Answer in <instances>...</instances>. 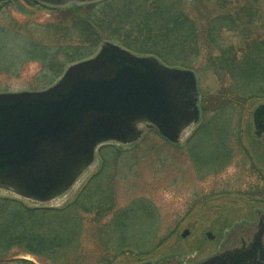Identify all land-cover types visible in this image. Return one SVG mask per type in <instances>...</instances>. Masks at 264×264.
<instances>
[{"label": "trees", "instance_id": "trees-1", "mask_svg": "<svg viewBox=\"0 0 264 264\" xmlns=\"http://www.w3.org/2000/svg\"><path fill=\"white\" fill-rule=\"evenodd\" d=\"M13 11L23 17L51 14L45 22L28 23L34 29L27 35L15 31L20 40L24 37L18 50L11 44L9 52L0 50V60L9 58L1 69L18 70L15 61L23 55L41 62L32 89L49 86L67 64L89 57L106 41L154 55L170 66L193 69L201 120L183 148L201 174L217 173L230 163L238 145L232 142L239 140V118L234 122L233 117L241 115L248 100L264 99V17L258 0H99L66 8L36 0H0V13L13 17ZM9 32L0 27V39L11 37ZM208 73L216 81L214 87L204 84ZM120 147L100 146V167L63 206L28 205L0 196V262L34 264L30 256H35L48 264H94L71 257L81 248L80 211L91 214L93 224L111 214L98 229L101 251L95 264H111L130 246L139 253L152 250L153 228L144 239L148 244H140L132 231L124 230L134 219L131 210L113 212L112 170L123 157ZM147 208L144 215L155 220L152 206Z\"/></svg>", "mask_w": 264, "mask_h": 264}, {"label": "water", "instance_id": "water-1", "mask_svg": "<svg viewBox=\"0 0 264 264\" xmlns=\"http://www.w3.org/2000/svg\"><path fill=\"white\" fill-rule=\"evenodd\" d=\"M36 1L62 8L99 0ZM200 114L194 70L103 42L46 88L0 92V190L47 205L96 162L102 144L131 145L149 128L179 144ZM250 114L253 135L264 144V102ZM238 245L227 244L197 264H252V255L261 254Z\"/></svg>", "mask_w": 264, "mask_h": 264}, {"label": "rangeland", "instance_id": "rangeland-1", "mask_svg": "<svg viewBox=\"0 0 264 264\" xmlns=\"http://www.w3.org/2000/svg\"><path fill=\"white\" fill-rule=\"evenodd\" d=\"M258 2L260 14L264 17V0H258ZM12 14L13 17L0 13V27L9 30L11 36L0 39L1 52H7L10 44L13 50H18L19 42L24 37L20 40L16 37L15 31L27 35L34 29V25H28V23L32 21L42 23L51 17L47 11L37 13L33 17H23L15 11ZM16 21L23 25H19ZM8 60L7 55H4L0 64L5 66ZM15 63L18 70L0 68V92L32 89L33 80L37 71L40 70L41 62L27 59L23 55ZM203 81L208 87L216 85L210 73L203 77ZM261 101L264 99L252 98L245 103L240 116L234 114V122L239 118V140L232 144L238 145L234 146L233 159L217 173L201 174L183 148L193 131L186 134L179 145H173L154 129L149 128L145 129L142 138L133 145L120 147L124 150L123 157L112 170L115 172L112 182L113 212L124 208L131 210L134 219L125 223L124 230L132 231V237L140 244L149 237L153 228L152 245L154 247L147 253H139L134 246L127 247L126 252L118 255L113 264H132L135 257L139 255L161 258L172 254L180 256L195 254L196 259L201 258L218 249L225 232L235 222H241L243 219L250 220L248 218L254 216V208L264 211V192L262 191L264 189V145L252 135L250 123V112ZM114 144L119 146L117 143ZM98 153L99 151L97 161L91 166L82 182L53 206H63L72 200L88 177L98 170L100 167ZM0 196L16 197L4 190H0ZM21 200L28 205L33 204L29 200ZM147 204L152 206L156 214L155 220L144 215L148 210ZM80 215L84 228L79 240L81 248L71 257H76L81 262L94 261L95 264V258L101 251L98 229L103 222L111 218V214L94 224L91 223V214L80 211ZM186 228L189 229V234L181 237V232ZM240 228L242 227H236L237 233ZM207 231L214 235L213 239L207 238L205 234ZM262 241L264 242V236ZM231 243H235L233 234L230 235L229 244ZM147 244L144 242V245ZM30 258L34 260V264H48L38 257L30 256ZM0 264L32 263L17 261L0 262Z\"/></svg>", "mask_w": 264, "mask_h": 264}, {"label": "flooded vegetation", "instance_id": "flooded-vegetation-1", "mask_svg": "<svg viewBox=\"0 0 264 264\" xmlns=\"http://www.w3.org/2000/svg\"><path fill=\"white\" fill-rule=\"evenodd\" d=\"M253 214H254L253 217L248 218L250 220L243 219L241 220V222H235L233 226L229 228L228 231L225 232L224 238L221 240L218 249L201 258L196 259L195 254L194 255L183 254V256L172 254L161 258H149V257H144L145 255H139L135 257L136 259L132 264H197L200 261L210 257L212 254L225 251L226 245L229 244L230 241V235L232 234H233L234 242H238L239 244L236 247L237 249H240L241 251L253 250V246L260 249L258 251H260L261 254L252 255V257L250 258V262L252 264H264V254H263L264 246H262L260 242V237L261 235L264 234V213L259 210H254ZM236 227H243V228H240L239 232L237 233ZM186 229L188 230L187 234H189V229L188 228ZM213 238L214 237H212L211 239ZM99 258L100 256H96L95 259L98 260ZM116 258L117 257H115V259ZM114 261L111 264H113ZM218 264H221V262H219Z\"/></svg>", "mask_w": 264, "mask_h": 264}]
</instances>
